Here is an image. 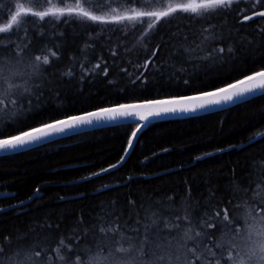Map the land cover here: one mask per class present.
Segmentation results:
<instances>
[{"label":"trees","instance_id":"1","mask_svg":"<svg viewBox=\"0 0 264 264\" xmlns=\"http://www.w3.org/2000/svg\"><path fill=\"white\" fill-rule=\"evenodd\" d=\"M7 3L8 0H0V4ZM16 3L17 7L23 5L32 11L75 6V0H65V5H60L58 0H49V3L39 0V4L34 0H16ZM252 4L253 0L234 2L228 15L213 21L217 34L223 27L225 36L231 32L237 39L246 37L259 41L264 17L247 22L242 20L248 12L261 10L253 8ZM84 7L111 20L114 16L127 14L136 6L113 4L110 8L99 10H94L91 4ZM160 7L157 2L145 8L142 0L139 10H160ZM5 23L7 20H0V26ZM138 23L122 22L126 26L123 31H129L127 38L122 31L116 30L117 25H103L107 29L103 33L94 24L88 27L92 36H99V41L89 48L90 52L94 50V54L87 57L91 61L86 64L88 77L80 80L81 69L77 64L76 78L70 80L66 77L62 84L57 85L63 89L59 100L55 95L46 93L42 110L29 114L26 123L30 127L24 126L21 130L42 126L40 121L51 123L53 118L59 120L116 103L213 91L251 75L253 70L264 68V43L250 48L228 41L229 46L237 49L234 58L214 63L203 61L202 57L208 53L201 49H206L208 43L195 38L202 33L204 24L180 19L178 14L171 31L166 25H161L152 36L147 47L154 49L158 44L163 47L145 70L143 65L150 52L138 50L140 37L130 31L133 24ZM84 30L85 25L78 23L60 25L58 31H63L67 40L57 41L65 46L59 54L60 59L48 68L49 73L63 72L72 67L70 57L85 61L80 49L89 41L79 35ZM173 34L187 39H172L171 44L167 43ZM28 38L32 40L31 48L36 50V55L42 54L38 49L44 45L51 47L50 41L37 38L31 28ZM16 42L21 43L19 40ZM192 45L195 47H190ZM110 49L117 50L116 57L111 55ZM178 49L184 51L178 53ZM189 52L191 55H188ZM213 55L217 53L213 52ZM101 57L108 66L107 77L91 72L92 65ZM122 69H126L131 76ZM141 73L147 77V83L142 85L137 80L135 85L131 84L130 80ZM109 80L114 83L109 84ZM9 125L7 130L11 135L20 134L15 130L20 125L14 128L10 121ZM139 126V123H122L97 127L13 154L0 155V192L15 193V196H0V206L8 209L0 213V237L24 235L38 226L42 230L44 225L49 224H59L60 230L55 233L57 236L73 232L82 235L91 218L99 211L109 212L115 207L124 212L125 219L129 213H135L134 221L149 215L150 205L145 206L146 201L161 202L167 197H172L175 204H163V207H174L176 214H187L193 221L223 208H229L231 212L234 204L250 199L244 194L249 187L250 165L252 161L264 157V139L261 135H254H264V96L259 94L217 111L149 122L138 131L126 154L128 140ZM0 131L4 129L0 127ZM3 138L7 137L0 136V139ZM202 153L212 155L197 159ZM122 156L125 159L120 162ZM113 164L117 167L110 168ZM105 168L109 170L102 172L101 169ZM129 201H135V206ZM80 217L84 223L78 227ZM130 226L135 227V223Z\"/></svg>","mask_w":264,"mask_h":264},{"label":"snow or ice","instance_id":"2","mask_svg":"<svg viewBox=\"0 0 264 264\" xmlns=\"http://www.w3.org/2000/svg\"><path fill=\"white\" fill-rule=\"evenodd\" d=\"M157 2L160 3V10L149 11L139 10L142 0H75L74 7H50L43 11H32L23 5L17 7L16 0L0 4V20H7V23L0 26V127L4 129L0 131V136L7 137L0 139V150H17L52 133L64 132L79 125H93L94 122L114 121L121 117H139L142 121L150 122L149 117L195 112L209 105L242 100L246 96H255L257 90L264 96L262 68L259 71L253 70L251 75H246L243 80L226 88L201 92L196 96L144 99L142 103L133 104L116 103L110 107H98L96 111H83L80 115L68 116L62 120L53 118L51 123L40 121L42 126L39 128L21 130L24 126L30 127L26 123L29 114L42 110L46 93L55 95L59 100L63 89L57 85L62 84L66 77L70 80L76 78L77 64L81 69L80 80L88 77L86 64L91 61L87 57L94 54V50L90 52L89 48L92 43L99 41L98 35L94 37L87 30L93 24L100 27L101 33L107 31L103 25H117L116 30L122 31V35L127 38L129 31H123L126 26L122 22L138 21L130 31L140 37L137 42L138 50L150 52L143 65L145 70L153 62L157 51L163 47L158 44L154 49H149L147 45L152 36L161 25H166L171 31V25L178 14L180 19L196 20L204 24L202 33L195 39L208 43L206 49H201L208 53L202 57L205 62H224L228 57L234 58L237 49L229 46L228 41L250 48L264 43V29L260 30L259 41L246 37L237 39L231 32L225 36L223 27L217 34L213 21L228 15L232 4L239 0H169L167 3L165 0H143V7L150 8ZM34 3L39 4V0H34ZM44 3H49V0H44ZM58 3L65 5V0H58ZM89 4L94 10L110 8L113 4L136 7L129 9L125 15H117L108 20L86 10L84 5ZM252 6L264 9V0H253ZM253 15L264 17V11L253 12ZM31 17L37 19L32 20ZM251 18L243 16L244 20ZM70 23L85 25V30L79 33L89 41L80 49L85 61L70 57L72 67L63 72L49 73L48 68L60 59L59 54L65 46L57 41L67 40L65 33L58 29L61 24ZM30 28L37 38L47 39L51 43V47L44 45L38 49L42 54H34L36 50L31 48L32 40L28 38ZM172 39L186 40L187 37L173 34L167 43L171 44ZM5 40L8 42L4 43ZM17 40L21 43L17 44ZM190 47L194 48L195 45ZM110 51L113 57L117 56L116 49ZM128 51L131 52V49ZM182 51L184 50L178 49V53ZM213 52L217 55L214 56ZM180 59L183 60V56ZM122 71L131 76L126 69ZM91 72L94 75L102 73L105 77L108 76V66L102 57L92 65ZM137 80L142 85L147 83V77L143 73L131 79L130 83L135 85ZM113 83L114 81L109 80V84ZM184 84L187 85L188 81L185 80ZM9 121L14 128L16 125L21 126L15 128L20 131L19 135H11L7 130ZM138 131L139 128L133 131L132 137H136ZM254 135H261V139H264V135L260 133ZM128 145H133L132 139L128 140ZM205 155L211 156L212 153ZM124 159L122 156L120 162ZM109 167L116 168L117 165ZM108 170L101 169L102 172ZM248 180L249 187L244 194L250 197L249 200L234 204L231 212L229 208L215 210L212 215L206 214L201 220L193 221L187 214H176L174 207H163V204H175L172 197H167L161 202L146 201L145 206L150 205L149 215L134 221L135 213H129L125 219L124 212L115 207L109 212L99 211L91 218L90 225L84 228L82 235L80 232H73L57 236L55 233L60 230L59 224H49L44 225L42 230L38 226L24 235L0 237V264H264V157L251 162ZM188 191L190 193V189ZM7 195L15 196V193L0 192V196ZM129 203L133 206L136 204L135 201ZM100 207L102 209L103 205ZM7 210L0 206V213ZM83 223V218L80 217L77 226ZM132 223H135V227L130 226ZM208 229L215 231L208 232Z\"/></svg>","mask_w":264,"mask_h":264},{"label":"water","instance_id":"3","mask_svg":"<svg viewBox=\"0 0 264 264\" xmlns=\"http://www.w3.org/2000/svg\"><path fill=\"white\" fill-rule=\"evenodd\" d=\"M259 11H264V10L263 9L255 10V11H252L251 13H248L247 15L251 16L252 18L249 19V20H244L243 19V21L247 22V21H250V20L255 19L257 17H260L258 15H253V12H259ZM243 79L244 78H242L241 80H243ZM236 82H234L232 84H235ZM229 85H231V84H229ZM229 85H227L225 87H222V88H226ZM213 91H215V90H213ZM199 94L187 95V96H184V97L196 96V95H199ZM259 94H260V90H257V93H256L255 96H257ZM178 97H181V96H178ZM252 97H254V96H246V98H244L242 100H237L235 102H221L220 104L209 105L206 108L197 109L195 112H187V113H185V112H177V113L165 114V115H162L161 117H149V121L152 122V121H157V120L166 119V118L188 116V115H195V114H200V113H204V112L217 111V110L225 109V108H227L229 106H232L234 104L240 103V102L245 101V100H247L249 98H252ZM142 102L143 101H137V102H134V103H142ZM127 104H133V103H127ZM96 110L97 109L92 110V111H96ZM80 114H82V113H80ZM80 114H77V115H80ZM66 118L67 117L62 118V119H66ZM62 119H59V120H62ZM122 123H139L140 124L139 129H141L145 124H147L149 122L142 121V120L139 119V117H121V118H118L117 120H114V121L113 120H104V121H100V122H94L93 125H79V126L73 128V129L65 130L64 132L52 133L49 136L44 137L43 139H41L38 142H34L32 144L25 145L24 147H22L20 149H17V150H0V155L16 153L18 151H22V150L28 149L30 147L37 146V145L46 143L48 141L54 140L56 138L67 136V135H70V134H73V133H77V132H81V131H85V130H89V129H93V128H97V127L108 126V125H116V124H122ZM39 127H41V126H39ZM39 127H36V128H39ZM134 138L135 137H131V139L133 141H134ZM129 148L130 147H128L127 151L129 150Z\"/></svg>","mask_w":264,"mask_h":264},{"label":"bare ground","instance_id":"4","mask_svg":"<svg viewBox=\"0 0 264 264\" xmlns=\"http://www.w3.org/2000/svg\"><path fill=\"white\" fill-rule=\"evenodd\" d=\"M248 13H251V12H248ZM248 13H247V14H248ZM247 14H245V15H247ZM257 18H258V17H257ZM242 20H243V17H242ZM185 96H187V95H185ZM30 130H31V129H30ZM30 130H27V131H30ZM18 152H19V151H18ZM11 154H13V153H11ZM204 156H205V154L202 153V154L198 155L197 157L202 158V157H204ZM197 157H196V158H197ZM6 209H7V208H6Z\"/></svg>","mask_w":264,"mask_h":264}]
</instances>
